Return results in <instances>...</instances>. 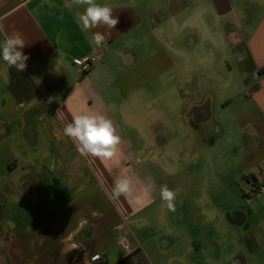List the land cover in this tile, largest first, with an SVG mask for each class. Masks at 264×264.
I'll use <instances>...</instances> for the list:
<instances>
[{"label": "crops", "instance_id": "crops-1", "mask_svg": "<svg viewBox=\"0 0 264 264\" xmlns=\"http://www.w3.org/2000/svg\"><path fill=\"white\" fill-rule=\"evenodd\" d=\"M97 2L114 30L83 32L65 0H0V43L19 33L29 56L21 73L0 61V264H264V192L248 181L264 170V0ZM79 114L113 122L115 158L63 135ZM179 144L177 217L159 191ZM121 177L133 190L117 198Z\"/></svg>", "mask_w": 264, "mask_h": 264}, {"label": "clouds", "instance_id": "clouds-1", "mask_svg": "<svg viewBox=\"0 0 264 264\" xmlns=\"http://www.w3.org/2000/svg\"><path fill=\"white\" fill-rule=\"evenodd\" d=\"M68 9H80L83 11L75 12V20L78 27L85 33L104 26L109 31L114 30L119 23L118 17L113 16V9L97 0H65ZM3 31V26H0ZM106 41L105 34L95 32L90 36V43L96 48H100ZM26 43L21 34L16 33L6 36L0 43V61L6 69L15 68L18 73L24 72L27 68L29 56L23 53ZM35 83L39 80L33 77ZM38 81V82H37ZM63 135L76 145L77 151L81 156H91L102 160H112L116 157L121 137L116 134L113 122L103 115H75L70 123L63 128ZM132 180L128 177H121L116 180L112 189L113 195L129 196L132 193ZM151 186L145 189L141 196L135 197L136 202H140L143 196H150ZM159 196L168 210L175 211V201L177 193L169 189L165 184L160 187ZM227 259L232 264H239L237 260L229 256Z\"/></svg>", "mask_w": 264, "mask_h": 264}, {"label": "rangeland", "instance_id": "rangeland-1", "mask_svg": "<svg viewBox=\"0 0 264 264\" xmlns=\"http://www.w3.org/2000/svg\"><path fill=\"white\" fill-rule=\"evenodd\" d=\"M176 148V147H175ZM178 148V155L173 156V158L169 159V177L167 178L166 182H162V185L166 184L169 186V189L174 190L177 193V204L175 205V211H170V215L172 213L178 214L177 217H180L181 215L184 214L183 210V204L185 201L187 202L188 200V193H186V186H185V174L183 172L182 168V159H181V152H182V147L181 144L177 145ZM176 148V150H177ZM183 187V188H182ZM215 191L222 196V199H229L232 201V203H238L239 198L238 195H240L243 198H246L245 196L242 195V189H234V188H225L224 186H220L218 189H215ZM251 194V193H250ZM262 195V194H261ZM235 196L237 199H235ZM251 200L254 201L250 197ZM3 225L0 224V230H3Z\"/></svg>", "mask_w": 264, "mask_h": 264}, {"label": "built area", "instance_id": "built-area-1", "mask_svg": "<svg viewBox=\"0 0 264 264\" xmlns=\"http://www.w3.org/2000/svg\"><path fill=\"white\" fill-rule=\"evenodd\" d=\"M99 60V56L96 53L84 55L77 59L75 63L78 65L82 72L89 71L93 65ZM250 183V193L256 194L264 192V170H260L256 175H252L248 179Z\"/></svg>", "mask_w": 264, "mask_h": 264}, {"label": "trees", "instance_id": "trees-1", "mask_svg": "<svg viewBox=\"0 0 264 264\" xmlns=\"http://www.w3.org/2000/svg\"><path fill=\"white\" fill-rule=\"evenodd\" d=\"M121 261H122V260H121ZM121 261H119V262H121ZM119 262H118V263H119ZM118 263H117V264H118Z\"/></svg>", "mask_w": 264, "mask_h": 264}]
</instances>
